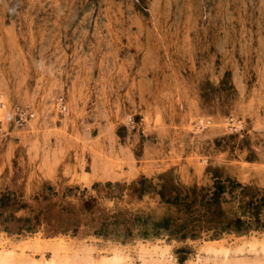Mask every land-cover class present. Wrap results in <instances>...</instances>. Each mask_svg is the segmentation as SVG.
Wrapping results in <instances>:
<instances>
[{
  "label": "rangeland",
  "instance_id": "rangeland-1",
  "mask_svg": "<svg viewBox=\"0 0 264 264\" xmlns=\"http://www.w3.org/2000/svg\"><path fill=\"white\" fill-rule=\"evenodd\" d=\"M216 168L264 189V0H0V192L29 207L5 217L33 218L0 220V240L64 237L99 253L123 244L135 258L150 241L187 264L205 241L264 239H124L123 224L99 237L79 211L162 216L155 194L106 183L172 172L207 185ZM46 185L52 215L36 222ZM63 221L68 232L54 234Z\"/></svg>",
  "mask_w": 264,
  "mask_h": 264
},
{
  "label": "trees",
  "instance_id": "trees-1",
  "mask_svg": "<svg viewBox=\"0 0 264 264\" xmlns=\"http://www.w3.org/2000/svg\"><path fill=\"white\" fill-rule=\"evenodd\" d=\"M157 179L155 183V178L142 176L130 185L107 182L105 187L117 189L128 187L139 198L150 193L155 194L159 197L160 203L167 207V212L162 216L151 213H129V216H126L125 212H117L100 213L97 218H91L95 208L88 207L87 203H84L79 211H83L91 220L97 222L94 234L99 237L110 235L109 229L114 224L124 225V239L188 240L203 237L219 239L226 234L240 236L253 230H264V189L245 184L227 174L222 168L212 170V183L207 185H186L178 181L172 172L163 173ZM99 186L100 184L94 185ZM44 187L42 195L35 198L42 204L38 210H31L37 219L36 222H40L41 217L46 219L52 215L54 204L51 203V199L57 195L52 186ZM72 190L74 189L69 188L68 192ZM24 208H29L28 204L20 200L16 192L10 190L0 192V220L30 223L32 217L17 218L13 212L5 217L10 211ZM65 212L68 217L73 214L65 206H62L58 214L62 215ZM72 219V222H67L73 226L79 224V220ZM68 223L63 221L61 224H52L53 233H67L69 226L65 225ZM25 229L28 232L36 231L35 226H26Z\"/></svg>",
  "mask_w": 264,
  "mask_h": 264
},
{
  "label": "bare ground",
  "instance_id": "bare-ground-1",
  "mask_svg": "<svg viewBox=\"0 0 264 264\" xmlns=\"http://www.w3.org/2000/svg\"><path fill=\"white\" fill-rule=\"evenodd\" d=\"M3 240H0V264H178L171 255L170 244L150 241L149 244L139 241L142 245L135 258L123 244L109 247L110 251H106L109 253H99L92 245H74L64 237L36 236L17 243ZM224 241L225 238L205 241L195 259L187 264H264V239H253L236 247L227 246Z\"/></svg>",
  "mask_w": 264,
  "mask_h": 264
},
{
  "label": "built area",
  "instance_id": "built-area-1",
  "mask_svg": "<svg viewBox=\"0 0 264 264\" xmlns=\"http://www.w3.org/2000/svg\"><path fill=\"white\" fill-rule=\"evenodd\" d=\"M20 115H21L22 117H27V114L24 115V114L20 113ZM21 116H20V117H21ZM21 119H22V118H21Z\"/></svg>",
  "mask_w": 264,
  "mask_h": 264
}]
</instances>
